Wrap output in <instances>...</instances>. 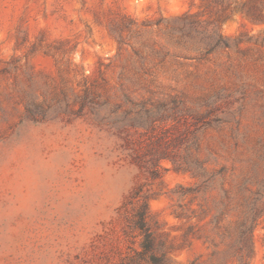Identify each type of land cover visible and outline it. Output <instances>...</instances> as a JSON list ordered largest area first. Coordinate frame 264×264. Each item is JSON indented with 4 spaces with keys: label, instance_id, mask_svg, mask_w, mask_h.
<instances>
[{
    "label": "rangeland",
    "instance_id": "rangeland-1",
    "mask_svg": "<svg viewBox=\"0 0 264 264\" xmlns=\"http://www.w3.org/2000/svg\"><path fill=\"white\" fill-rule=\"evenodd\" d=\"M0 264H264V0H0Z\"/></svg>",
    "mask_w": 264,
    "mask_h": 264
},
{
    "label": "trees",
    "instance_id": "trees-1",
    "mask_svg": "<svg viewBox=\"0 0 264 264\" xmlns=\"http://www.w3.org/2000/svg\"><path fill=\"white\" fill-rule=\"evenodd\" d=\"M137 192V190H136ZM139 213H138V218L135 222L136 224V228H138L140 230L141 233L144 234V236H146V248H151L152 246V239L150 238V233L148 232V229L147 227L145 226V208H146V201L143 200L141 203H140V206H139Z\"/></svg>",
    "mask_w": 264,
    "mask_h": 264
}]
</instances>
